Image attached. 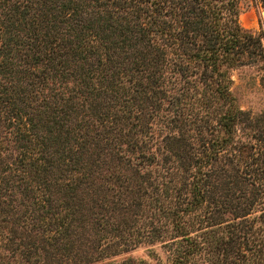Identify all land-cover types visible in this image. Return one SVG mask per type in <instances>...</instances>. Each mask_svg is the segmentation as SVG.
<instances>
[{
    "label": "trees",
    "instance_id": "1",
    "mask_svg": "<svg viewBox=\"0 0 264 264\" xmlns=\"http://www.w3.org/2000/svg\"><path fill=\"white\" fill-rule=\"evenodd\" d=\"M241 1L0 0V254L264 264V122L230 75L264 49Z\"/></svg>",
    "mask_w": 264,
    "mask_h": 264
},
{
    "label": "rangeland",
    "instance_id": "2",
    "mask_svg": "<svg viewBox=\"0 0 264 264\" xmlns=\"http://www.w3.org/2000/svg\"><path fill=\"white\" fill-rule=\"evenodd\" d=\"M264 1L242 0L238 20L241 27L253 35H259L264 49ZM231 91L238 105L248 110L251 115L257 116L264 122V59L249 62L230 69ZM239 135L241 131L238 132ZM8 249H2L0 264H15L8 258ZM130 257L132 264H170V261L157 244L140 245L126 253H121L86 264H113L120 263Z\"/></svg>",
    "mask_w": 264,
    "mask_h": 264
}]
</instances>
